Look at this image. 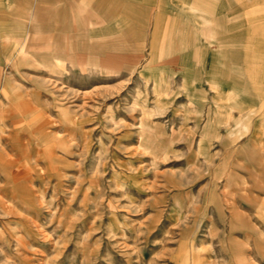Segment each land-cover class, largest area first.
Listing matches in <instances>:
<instances>
[{"label":"rangeland","instance_id":"374dc122","mask_svg":"<svg viewBox=\"0 0 264 264\" xmlns=\"http://www.w3.org/2000/svg\"><path fill=\"white\" fill-rule=\"evenodd\" d=\"M209 1L0 0V264H264V0Z\"/></svg>","mask_w":264,"mask_h":264},{"label":"crops","instance_id":"0c3cea01","mask_svg":"<svg viewBox=\"0 0 264 264\" xmlns=\"http://www.w3.org/2000/svg\"><path fill=\"white\" fill-rule=\"evenodd\" d=\"M193 1H196V0H193ZM198 2H195V3H197V4H199V3H204V5H203V7L207 10V11H209L210 9H211V3H210V1L209 0H197ZM194 3V2H193ZM22 50V52L21 53H27V54H31L30 52H27V50L26 49H21ZM35 58H38L36 55H35ZM55 58L58 60V56H55Z\"/></svg>","mask_w":264,"mask_h":264},{"label":"bare ground","instance_id":"6f19581e","mask_svg":"<svg viewBox=\"0 0 264 264\" xmlns=\"http://www.w3.org/2000/svg\"><path fill=\"white\" fill-rule=\"evenodd\" d=\"M22 52V50H20Z\"/></svg>","mask_w":264,"mask_h":264}]
</instances>
